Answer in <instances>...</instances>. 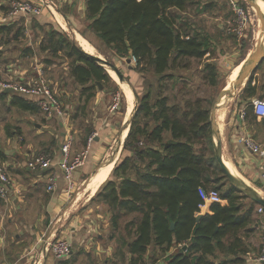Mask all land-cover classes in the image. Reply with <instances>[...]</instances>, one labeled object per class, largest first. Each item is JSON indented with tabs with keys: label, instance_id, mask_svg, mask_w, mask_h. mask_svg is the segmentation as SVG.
Wrapping results in <instances>:
<instances>
[{
	"label": "trees",
	"instance_id": "1",
	"mask_svg": "<svg viewBox=\"0 0 264 264\" xmlns=\"http://www.w3.org/2000/svg\"><path fill=\"white\" fill-rule=\"evenodd\" d=\"M196 2L86 0L85 17L88 28L118 56L135 58L139 70L152 71L159 82L173 78L174 69L188 68L192 59H199L204 60L203 79L216 86L219 67L210 60L215 50L212 38L194 29L181 14ZM15 25L16 21L0 25V42L18 39L23 28L14 31ZM39 48L49 54L47 64L53 57L68 60L69 73L86 101L96 94L98 81L110 79L107 69L62 28L50 25ZM34 52L32 47L24 49L25 55ZM245 93H256L251 79ZM213 101L205 95H183L172 101L161 93L141 97L121 159L91 198L107 206L115 230L129 217L117 247L122 258L128 254V264H143L152 247L154 254L155 247L164 254L160 264H215L210 256L217 251L232 256L224 264L245 263L250 251L245 237L252 232L254 203L247 205L248 197L230 182L224 185L227 177L213 149ZM11 104L31 112L41 110L33 98L22 95L12 94ZM247 111L253 112L252 105ZM200 188L218 189L222 200L209 203L202 212Z\"/></svg>",
	"mask_w": 264,
	"mask_h": 264
},
{
	"label": "crops",
	"instance_id": "2",
	"mask_svg": "<svg viewBox=\"0 0 264 264\" xmlns=\"http://www.w3.org/2000/svg\"><path fill=\"white\" fill-rule=\"evenodd\" d=\"M8 1L9 3H6ZM8 1L3 0L0 2V9L4 12L3 16L0 15V20L2 21L0 25L12 23L18 17V15L12 16L9 14L8 5L10 4V0ZM76 1L58 0V3L60 7H64L65 5L74 6ZM1 6H7L8 9ZM78 10L82 11V14L86 16V0H78ZM43 15L48 17L51 14L46 10ZM87 41L89 42L88 39ZM8 49H10L9 57H2L4 52L2 53V48L0 49V64L2 61L6 64L4 69L0 68V77L10 75L9 79H11L14 78V74L17 76L18 59L13 57L12 47ZM250 52L246 53V58ZM90 53H94V51ZM246 58L244 56L238 63H242ZM45 66L43 68L52 69L50 65ZM48 79L53 87L54 81L50 78ZM249 79H251V84L255 86L256 93L250 96L246 93L242 95V91ZM249 79L246 80L234 101H231L220 110L218 122L222 136V156L225 162L242 179L253 186L256 185L264 188V180L262 179L264 156L254 153L240 140L241 137L249 134L256 141L264 144V116L258 115L254 109L253 112L247 111V106L251 105L250 103L253 99H264V58L258 63ZM230 80H232V77H230ZM11 95L8 90H0V108L5 110L3 116L11 112V114L18 113L22 117L14 120L16 122L15 125L10 123L14 128H10L8 142L13 144L15 139H18L17 133H21L22 137H24V134H27L28 142L23 141L24 144H22L23 142H19L20 144L12 145L15 149L0 146V163L4 165L10 178L13 180L7 197H0V264H66L70 256H77L76 252L80 248H85V250L89 251L90 247L97 244L93 239L94 229L97 227V215H93L94 220L89 217L94 209L91 204V198L95 195L101 184L109 177L116 164L111 167L104 179L98 183L95 182L101 168L110 159H107V157L110 154L112 145L110 141L115 128L112 126V121L109 120L108 113L106 112L107 109L104 107L105 100H101V97L95 94L93 100L97 104V108L95 106L97 112L94 115L97 118L94 122V128L89 132L87 139L83 138L81 140L79 136L77 137V130L73 128L72 119L67 112L62 117L51 116L59 121L57 130L56 125L46 124V126H49L48 128L42 129L41 132H38L37 128V131L32 136L29 134L31 123L34 122L32 115L37 112L23 110L12 105ZM126 96L129 100L128 114H130L132 110L134 111V108L131 107L132 101L130 100H133V95L131 98L129 95ZM242 107H245L248 113L243 120L238 115V111ZM6 125H4V129ZM53 130L54 132L59 131L61 133V138L56 141L50 138L51 134L55 136V133H52ZM92 134H94V137L89 141ZM70 136L72 137V144L75 137V144L73 146L71 144L70 155L75 156L76 154L85 152L86 157L84 163L77 166L73 172L75 189L69 193L64 173L56 163L62 158V146ZM25 148L26 151H24ZM43 151L49 153L48 155L53 161L51 168L56 171V185L52 190L48 189L47 173L49 169L34 171L28 167V162L41 154L39 152ZM115 159V162H117L118 159ZM259 191L261 192V190ZM246 200L245 203L247 205L254 203L252 215L254 221L252 225L253 231L255 226L259 227L260 215L257 211L259 205L252 200L251 203H247ZM207 208L208 204L201 211L205 212ZM106 221V224L110 225L109 217ZM98 236H102L101 233H98ZM55 237L66 238L72 244V252L66 258H62V260L55 258L47 247V242ZM115 242H112L110 247H108L109 250L112 249V246L113 250H117L119 244ZM99 246L97 244L96 247L100 248ZM150 249L153 250V247ZM116 250L113 254L108 253V255L112 256L113 261L118 264L120 262L128 264V254L126 258L121 259L119 257L121 254L116 253ZM158 252H160L162 259L159 258L158 261L150 264L161 263L164 254L158 247H155V253ZM147 253L144 256V260L148 255ZM227 259L230 260L231 257L224 258L222 261H215L214 259L213 261L215 264H224V260ZM259 263L264 264V260H255V264Z\"/></svg>",
	"mask_w": 264,
	"mask_h": 264
},
{
	"label": "rangeland",
	"instance_id": "3",
	"mask_svg": "<svg viewBox=\"0 0 264 264\" xmlns=\"http://www.w3.org/2000/svg\"><path fill=\"white\" fill-rule=\"evenodd\" d=\"M1 1L3 0H0V2ZM241 1L246 7L247 15L250 20L248 29L241 37L232 35L233 33L228 31L234 23V14L228 0H198V2L188 6L185 11L181 12L189 25L196 30L209 33L212 38L215 50L210 60L219 67L218 84L216 86L210 85L203 79L204 60L192 59L188 68L174 69L173 71L175 76L161 82L157 80V77L152 71L148 69L142 71L139 70L136 66V61L133 60V58L130 62H128L127 57L118 56L112 47L105 44L101 38L95 35L88 28L89 21L86 19L85 14H82V11L78 10V0L75 2L74 6L65 5L64 7H59L61 14L58 13V17L60 19L57 17L55 18L52 14L48 17H45L44 15L35 17V15L19 14L15 20L16 25L14 27V31L17 27H22L23 31L17 40H13L7 44L3 41L0 42V45L2 46L1 52H4L2 57H9L10 49L8 48L12 47V55L14 58L16 57L18 59V72L17 76L15 74L13 75L14 80H21V77L23 76L31 77L35 75L37 66H51L52 69L43 68L45 70V74L48 78L54 81L53 87L56 89H53L60 98L64 111L67 112L72 119L71 122L73 128L77 130V137L79 136L81 140L83 138L87 139L89 132L92 128H94V122L97 118L96 115H94L97 112V104L93 100L95 96L88 101L85 100V96H81V86L72 79L69 73L68 60L66 58L53 57L51 58L52 62L47 64L45 59L49 57V54L39 48V44L45 35V31L50 28V25L62 28L73 40H76V35L79 33L88 39L95 47V54L100 55L120 68L126 77L124 82L119 80L114 70L109 69L108 75L110 76V79L107 82H101L102 88H100L98 84H95L94 88L97 96L101 97V100H105L104 107L107 109L106 112L108 113L109 120L112 121L111 124L115 128L110 141L112 145L109 152L110 154L107 157V159H109L112 157L113 151L116 152L119 133L123 129L126 119H129L131 114L134 112L132 110V112L128 114L129 100L125 94L126 88L132 92V107L135 109V107L139 104L141 97L147 93H150L152 97H155V95H158L159 93L169 95L171 101L173 99L181 98L183 95H205L213 98L214 100L221 92L225 84L231 81L230 77L233 69L240 64L238 62H240L244 56L246 58V53L255 49V36H258L260 39L264 38L261 36L263 33L261 29L262 24H264V20H260L258 18V11L256 7L252 6L248 0ZM6 3H9V1ZM208 4H211V6H205ZM3 14V10L0 9V15L3 16ZM0 22L2 21L0 20ZM37 25H42V27H38ZM4 40L6 39L4 38ZM25 47H32L35 52L31 55H25ZM252 51L250 53H252ZM5 66V62L2 61L0 68L4 69ZM9 76L5 75V77L1 78L6 80L9 79ZM126 81L133 86L136 96L133 94L131 87ZM181 89L183 90L180 91ZM240 91L241 89L236 91L235 96L229 101V103L234 101ZM3 114H5V110L0 108V146H7L8 149H15L12 145L20 144L19 142L23 141L28 142L27 134H24V137H22L21 133H17L18 139H15L13 144L8 142L10 128H14L12 125L16 124L14 120L22 116L18 113L11 114V112L6 113L5 116H3ZM32 120L34 122L31 123V129L29 131V134L32 136L37 131V128L38 132H41L42 129L48 128L49 126H46V124L56 125V130L58 129L59 121L54 117L47 116L42 111L33 114ZM5 124L8 126L6 125L4 129ZM123 130L122 141L127 135L126 131H128L127 127ZM56 132L53 130L52 133H55V136L51 134L50 137L54 139V141L61 138V133L59 131L57 133ZM22 144H24V142ZM74 144L75 137L72 146ZM123 145L124 141L121 142L119 147L120 149H118L116 153V158L118 160L121 159ZM24 151H26V148ZM39 153L49 154L44 151ZM223 182L225 183L224 185L229 184V180L227 178H224ZM254 187L264 193L263 187H258L256 185ZM246 202L251 203V199L247 198ZM91 204L94 209L89 217L94 220L93 215H97V227L94 229L93 239L98 245H100V248L96 247L97 244L90 247L88 249L89 251L85 250V248H80L78 252H76L77 256H70L66 264H118L113 261L111 255H108V253L113 254L116 249L113 250L112 246V249L109 250L108 247H110L114 241L118 244L121 243L119 238L122 233H125L124 224L129 217L124 218L121 221L119 228L115 230L111 225L106 224V220L109 217V213L106 210L107 206L99 203L98 201H93ZM113 232L115 238L111 239V233ZM98 233H101L102 236L99 237ZM246 242L250 252L249 254H246L245 264H255V260L261 254L262 248V236L259 227L255 226L253 231L250 232V235L246 236ZM117 252L118 251L116 250V253ZM147 254L148 255L145 257L143 264L154 263L161 258L160 252L154 254L151 249ZM119 257L123 259L121 255ZM230 257L232 256L219 251H217L214 256H210V258L215 261H222V259ZM226 263L236 264L229 261ZM119 264L122 263L120 262Z\"/></svg>",
	"mask_w": 264,
	"mask_h": 264
},
{
	"label": "built area",
	"instance_id": "4",
	"mask_svg": "<svg viewBox=\"0 0 264 264\" xmlns=\"http://www.w3.org/2000/svg\"><path fill=\"white\" fill-rule=\"evenodd\" d=\"M228 2L234 14V23L228 31L241 37L245 34L250 25L246 7L241 0H228ZM59 7L58 0H10L9 14L12 16H17L19 14L42 15L47 10L56 18V12L61 14ZM133 60L136 61L135 58H133ZM0 90H8L10 94L33 98L41 111L47 116L62 117L65 114L62 102L51 86V83L45 74V70L41 65L36 67L35 75L31 77H21V80H14L13 78L5 80L0 77ZM250 104L258 115L264 116V99L255 98ZM238 115L242 120L245 119V107L239 109ZM93 137L94 134L91 135L89 141H91ZM240 140L254 153L264 156V144L256 141L252 135H245L241 137ZM71 144L72 137L70 136L62 146V158L56 163L64 173V177L67 181V191L69 193L75 189L73 172L77 166L84 163L86 157L85 152L71 156ZM52 166V158L44 153L37 155L28 162V167L31 170L49 169L47 173L49 190H52L55 187L57 178L56 171L51 168ZM262 179L264 180V169L262 171ZM11 183L12 179L10 178V175L4 165L0 163V197H7ZM199 192L203 199V203L200 205L201 209L209 203L222 200L220 191L216 188H200ZM257 211L260 215L258 224L262 236V248L261 254L256 260L262 261L264 260V207L259 205ZM47 247L57 259L66 258L72 252V244L66 238H52L47 242Z\"/></svg>",
	"mask_w": 264,
	"mask_h": 264
},
{
	"label": "water",
	"instance_id": "5",
	"mask_svg": "<svg viewBox=\"0 0 264 264\" xmlns=\"http://www.w3.org/2000/svg\"><path fill=\"white\" fill-rule=\"evenodd\" d=\"M112 2V0H109ZM252 6L256 7L257 11L259 10V7L255 0H248ZM261 15V14H260ZM261 19H263V16H261ZM262 34L261 36L264 37V24H262ZM83 49V48H82ZM84 50V49H83ZM87 54L92 56L94 59H96L101 65H103L107 71L109 72V69H112L116 72L118 78L120 81L124 82L126 80V77L114 63L106 60L105 58L101 57L98 54L90 53L86 50H84ZM264 58V41L260 39L258 41V44L256 45V48L252 54H250L242 63V68L240 70L239 75L237 78L229 85V87L225 86L222 88L221 92L218 94V96L214 99L212 107H211V126H212V138H213V149L214 154L217 159V162L219 163L221 169L223 170L224 174L226 175L229 182L241 193L245 194L248 198H250L252 201L257 203L258 205H261L264 207V193L260 192L256 187L249 184L247 181L242 179L224 160L222 156V136H221V128L218 123V109L226 107L229 104V101L235 96L236 91L240 90L243 85L245 84L246 80L250 78L251 73L254 71L256 66L259 62H261ZM128 62L131 61L130 58L127 59ZM127 84L131 87L133 94L136 96L135 90L133 86L126 81ZM99 84V87L102 88V83L100 81L97 82ZM228 85V84H227ZM227 96L226 101H222L223 96ZM137 110V106L134 109V112L131 114L129 119H126L123 129L125 127L130 128L131 119ZM122 129V130H123ZM124 141V140H123ZM122 142V131L119 135L118 145L116 147V152L113 151L112 157L109 159L116 158V153L121 145ZM186 248V245L184 246Z\"/></svg>",
	"mask_w": 264,
	"mask_h": 264
},
{
	"label": "bare ground",
	"instance_id": "6",
	"mask_svg": "<svg viewBox=\"0 0 264 264\" xmlns=\"http://www.w3.org/2000/svg\"><path fill=\"white\" fill-rule=\"evenodd\" d=\"M256 3H257V5H258V7H259V10H258V18L260 19V20H264V0H256ZM261 14V15H260ZM261 16H263V19H261ZM56 17L58 18V19H60L59 17H58V12H56ZM61 17H63V16H61ZM62 19H64V18H62ZM65 21V20H64ZM65 23H66V21H65ZM261 31H262V29H261ZM76 40H77V42L80 44V46L83 48V49H85L86 51H88V52H91V51H94L95 49H94V47L87 41V39H85L81 34H79V33H77V35H76ZM260 40V38L258 37V36H255V40H254V42H255V46L258 44V41ZM262 41H264V38H262ZM256 48V47H255ZM255 50V49H254ZM254 50L252 51V53L254 52ZM252 53H250V54H252ZM243 63V62H242ZM242 63H240V64H238L234 69H233V71H232V75H231V77H232V80L234 81L236 78H237V76L239 75V73H240V70H241V68H242ZM112 70V69H111ZM230 81V82H228L227 84V87H229V85L233 82V81ZM126 95H129V97L131 98L132 97V92L130 91V90H128L127 88H126ZM131 101H132V99H130ZM227 100V96L226 95H224L223 96V99H222V101H226ZM131 107H132V102H131ZM133 108V107H132ZM224 108V107H223ZM129 109V108H128ZM222 108H220V109H218V119H219V114H220V110H221ZM219 123V122H218ZM220 126V125H219ZM127 130L129 131V128L127 127ZM124 131V130H123ZM128 131H126V132H128ZM127 134V133H126ZM123 142V141H122ZM120 149V148H119ZM115 150V149H114ZM108 161V160H107ZM116 161V159L114 158V159H111V160H109L107 163H105L104 165H103V167L101 168V170H100V172H99V174H98V176L96 177V180H95V182L96 183H98V182H100L102 179H104L105 178V176H106V174H107V172H109V170L111 169V167L112 166H114V164L116 163L115 162ZM229 165V164H228ZM230 166V165H229ZM96 183H94V184H96ZM94 186V185H93Z\"/></svg>",
	"mask_w": 264,
	"mask_h": 264
}]
</instances>
